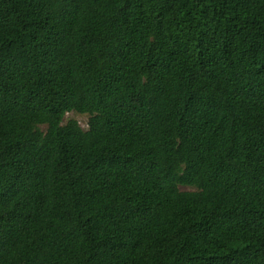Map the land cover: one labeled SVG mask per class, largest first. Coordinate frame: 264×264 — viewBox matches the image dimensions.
<instances>
[{"label": "trees", "instance_id": "16d2710c", "mask_svg": "<svg viewBox=\"0 0 264 264\" xmlns=\"http://www.w3.org/2000/svg\"><path fill=\"white\" fill-rule=\"evenodd\" d=\"M0 264H264V0H0Z\"/></svg>", "mask_w": 264, "mask_h": 264}, {"label": "rangeland", "instance_id": "374dc122", "mask_svg": "<svg viewBox=\"0 0 264 264\" xmlns=\"http://www.w3.org/2000/svg\"><path fill=\"white\" fill-rule=\"evenodd\" d=\"M66 117L76 119L78 121V123L80 124V126L83 128H86V126H87V119H88L87 115L78 114L75 112H69L66 114Z\"/></svg>", "mask_w": 264, "mask_h": 264}]
</instances>
